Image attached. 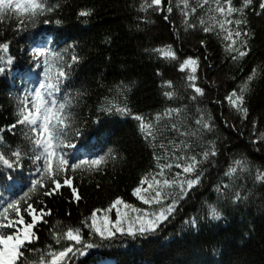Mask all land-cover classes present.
Returning <instances> with one entry per match:
<instances>
[{
    "label": "trees",
    "instance_id": "obj_1",
    "mask_svg": "<svg viewBox=\"0 0 264 264\" xmlns=\"http://www.w3.org/2000/svg\"><path fill=\"white\" fill-rule=\"evenodd\" d=\"M51 2L54 10L42 15L35 27L16 30L17 21L11 13L0 22V45L9 43L7 52L0 48V67L5 68L0 74V143L11 149H30L27 128L18 124L17 106L22 91L30 92L32 85L39 84L31 80V72H39L44 78L43 71L34 66L31 50L50 46L66 59L71 55L79 57L64 82L65 91L75 97L73 112L76 127L82 133L74 158L105 156L107 163L99 171L82 168L75 174L69 172L70 177L74 176L71 186L61 182L50 196H44V190L32 195L28 203L38 210H50L51 214L44 216L47 223L39 221L34 227L39 240L26 245L18 264H38L41 255L47 262L48 245L59 251L72 243L65 239L61 245L55 244L52 233L59 230L58 223L61 227H80L93 209L106 208L117 197L153 210L138 200L133 189L143 174L156 170L157 156L169 158L161 163L172 162L173 152L177 156L196 155L201 160V181L179 201L176 212L156 232L145 236L118 233L102 239L84 225L85 241L95 246L87 249L85 255L71 257L69 264H264V181L256 178L257 171L264 175V139L260 138L264 133V0H252L244 8L246 24L240 27L252 33L251 51L239 60L226 52L229 42L223 33H206L199 25V17L205 16L207 6L191 17L190 22L197 23V28L185 31L180 0H171V13L167 11L169 0H162L159 11L146 12L140 7L143 0ZM233 4L243 7V0H233ZM82 11L88 15L81 16ZM231 18L239 19L240 15ZM169 45L176 53L175 59L153 51ZM189 57L199 60L195 83L204 89L203 96L188 87L191 66L180 70ZM9 58H13L11 65L7 63ZM254 70L257 76L245 93L248 115L244 119L226 96L233 90L239 92ZM117 86H121L119 93ZM166 92H173V96L169 98ZM192 95H197V100H192ZM125 98L131 114L106 110L113 103L124 107ZM177 108L181 109L180 118L174 114L171 118L162 117V134L155 141L145 139L139 121L133 118L142 115L146 123H155L158 113ZM198 109L206 113L205 119L211 120V131L201 130L196 124L201 117ZM171 123H176L179 131L171 129ZM183 131H195L197 135L185 137L180 134ZM170 141L175 145L185 141L191 148L179 151ZM211 144L218 154L204 161L200 153ZM4 150L10 156V149ZM30 155L29 152L23 157L22 168L8 169L0 163V209L8 200L27 192L31 181L37 178V165ZM245 158L251 171L238 170L235 178L225 175L234 160ZM171 171L180 169L174 167ZM166 174L171 177V173ZM230 183L243 197L239 202L231 189L217 192L219 185ZM208 205L218 207L222 212L220 219L209 216ZM24 208L22 202L21 214L30 221ZM110 215L116 218L115 212ZM193 217L196 225L190 223Z\"/></svg>",
    "mask_w": 264,
    "mask_h": 264
},
{
    "label": "snow or ice",
    "instance_id": "obj_2",
    "mask_svg": "<svg viewBox=\"0 0 264 264\" xmlns=\"http://www.w3.org/2000/svg\"><path fill=\"white\" fill-rule=\"evenodd\" d=\"M252 3V0H243V7H235L233 0H180L181 14L184 16V29H196L197 23H191V17L198 9H204L207 6L205 16L199 17L198 23L202 26L206 33H215L221 35L229 43L226 44V52L232 56L234 60H239L249 55L251 48L249 41L252 36L251 32H245L240 26L246 24L244 19V8ZM162 0H143L141 10L148 11L154 9L160 10ZM195 5V6H193ZM58 7V4L56 5ZM264 8V5L261 6ZM54 10L51 0H0V22L5 20L6 14H14L17 21L16 30H23L30 25L35 27L42 15ZM167 11H173L171 0L167 7ZM234 14H239L240 18L233 20ZM81 16L88 15L87 12H81ZM44 23H48L47 20ZM60 24L59 20H56ZM235 25V28H233ZM219 30V31H218ZM5 52L9 49V43L0 45ZM153 51L159 53L164 58H176L175 51L171 50V46L166 48H156ZM31 55L36 61L35 68L43 71L44 82L38 85H32L31 91H22L17 106L18 124L27 128L26 139L30 142V149L24 150L20 147L11 149V146H5L0 143V163L8 169L22 168V159L31 153L30 159L37 165V178L31 181L28 191L22 196L10 199L5 202V206L0 209V264H18V261L24 255L26 245H31L34 241H38L39 237L33 231L39 221L44 220L45 215H50V210L45 211L44 208L39 210L32 203H28L32 195L40 190L44 196H50L63 184L71 186L73 177L68 175L69 172L75 174L77 170L85 169L86 171H99L101 165L107 163L105 156H99L95 159L74 158V151L77 148V141L81 136V130L76 127V118L73 112L72 94L65 93L64 82L69 79L70 71L73 63L79 61V57L71 55L66 59L65 55L54 51L50 46H37L31 50ZM13 58H9L7 63L11 65ZM191 66V73L187 76L188 87L194 89L199 96L204 95V89L198 87L195 81L198 79L196 73L199 68L198 58H187L180 66V70L184 71ZM5 72V68L0 67V74ZM39 76V72L36 73ZM257 76L254 70L247 77V81L241 84L239 92L233 90L226 96V100L238 112L242 113L243 118L247 119L248 109L244 107L245 93L250 91L251 81ZM171 85V81L168 82ZM126 90L127 86H123ZM118 93L121 86H117ZM79 95V94H77ZM166 96L171 98L173 92H166ZM197 95H192V100H197ZM111 112L113 110L123 114H131V109L126 106L120 107L113 103L106 109ZM201 113L200 119L196 120V124L200 129L211 131L213 124L210 119H205L206 113L198 109ZM181 109H167L164 113H158L155 116V123L145 121L142 115H135L133 118L139 121V129L145 135V139L151 138L155 141L157 135L162 134L159 127L162 117L171 118L173 114L177 119L180 118ZM17 125H12L15 128ZM182 126V125H181ZM171 129L179 131L176 123H171ZM182 136H195L194 132H180ZM260 138L264 139V133L260 134ZM2 141V137H0ZM259 142V140L255 141ZM179 150L184 151L190 149L191 145L185 141H181L180 145H175L174 141H170ZM5 147L10 149V156L6 155ZM164 148V145H160ZM215 145L211 144L207 150L200 153L204 161H208L210 156H216ZM109 156H112L111 151ZM174 160L172 162L161 163L162 159L167 157H156V170L148 171L142 175L137 187L133 189V194L143 205H147L153 210L149 211L139 208L133 204L127 203L122 197L115 198L106 208H95L81 222L80 227L65 226L61 227L57 224V229L52 233L56 245H61L62 240L72 242L63 246L61 250H52V246L48 245V261L45 262L44 256L41 255L38 264H69L71 257L85 255L87 249H92L95 245L87 242L82 234V228L87 225L89 229L94 230L102 239L115 237L118 233L121 235H130L135 237L145 236L154 233L165 221L172 216L178 207L179 201L186 197L189 190L198 185L201 181V160L196 155L177 156L172 153ZM180 169L172 173L173 168ZM239 172H249L251 167L245 159L234 160L226 176L235 178ZM166 173H171V177ZM12 179V176L8 177ZM257 179L264 181V175L257 171ZM99 186V185H98ZM232 190V195L236 202L243 197L241 193L235 191V185L221 184L217 187V192ZM2 198V194H0ZM79 199V197H77ZM25 204L24 211L30 216V221L25 220V216L21 214V204ZM39 204L43 205L44 201L40 200ZM209 216L212 219H220L222 212L215 205H208ZM115 212V219L110 215ZM102 213V215H98ZM90 220V223H89ZM191 224L196 225V218L193 217ZM77 245L81 247H77ZM33 251H36L33 249ZM71 254V256H70Z\"/></svg>",
    "mask_w": 264,
    "mask_h": 264
},
{
    "label": "rangeland",
    "instance_id": "obj_3",
    "mask_svg": "<svg viewBox=\"0 0 264 264\" xmlns=\"http://www.w3.org/2000/svg\"><path fill=\"white\" fill-rule=\"evenodd\" d=\"M55 45V44H54Z\"/></svg>",
    "mask_w": 264,
    "mask_h": 264
}]
</instances>
